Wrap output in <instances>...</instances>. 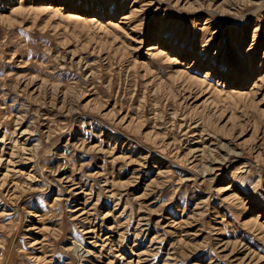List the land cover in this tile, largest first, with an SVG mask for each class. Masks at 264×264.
<instances>
[{
	"label": "rangeland",
	"instance_id": "1",
	"mask_svg": "<svg viewBox=\"0 0 264 264\" xmlns=\"http://www.w3.org/2000/svg\"><path fill=\"white\" fill-rule=\"evenodd\" d=\"M0 264H264V0H0Z\"/></svg>",
	"mask_w": 264,
	"mask_h": 264
},
{
	"label": "bare ground",
	"instance_id": "2",
	"mask_svg": "<svg viewBox=\"0 0 264 264\" xmlns=\"http://www.w3.org/2000/svg\"><path fill=\"white\" fill-rule=\"evenodd\" d=\"M7 165V164H6ZM13 165V164H12ZM7 169V168H6Z\"/></svg>",
	"mask_w": 264,
	"mask_h": 264
}]
</instances>
